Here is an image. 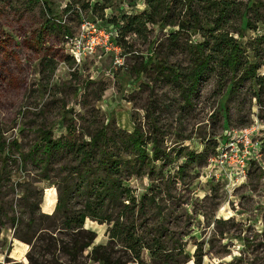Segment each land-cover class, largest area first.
Listing matches in <instances>:
<instances>
[{"label":"rangeland","instance_id":"rangeland-1","mask_svg":"<svg viewBox=\"0 0 264 264\" xmlns=\"http://www.w3.org/2000/svg\"><path fill=\"white\" fill-rule=\"evenodd\" d=\"M51 1L52 13L40 0H0V37L5 40L0 44V143H19V148H4L2 154L9 155L5 163L0 155V264H103L92 257L96 244H102L97 252L107 254L109 264H264V87L259 104L253 95L255 83L245 79L222 109L220 96L226 86L220 87L212 72L186 98V79L145 62L153 52L154 59L176 68L187 64L184 50L170 49L165 40L172 27L149 24L146 37L104 36L114 31V20L123 21L122 14L140 12L143 0H111L101 9L71 12L63 11L66 0ZM231 1L234 12L225 27L240 36L245 55L253 58L250 40L264 32V24L258 22L257 31L248 28L240 35L239 13L248 0ZM48 17L61 18L73 36L67 39L62 29L48 25L36 47L37 26ZM84 19L90 24L83 25ZM78 35L79 59L73 54V37ZM200 37L194 34L191 39ZM263 71L264 65L258 69ZM70 118L89 129L106 126L107 133L127 135L137 127L149 156L154 142L168 154L162 151L141 163L125 145L120 157L126 162L117 173L118 197L98 209L102 216L125 222L121 229L127 235L163 240L167 248L159 258H152L148 249L136 258L121 241L110 239L113 220L87 216L81 228L63 227V212L71 215L83 207L85 183L78 180L67 201L55 209L62 177L77 180L75 159L59 150L46 162L41 150L31 148L40 127L57 137ZM244 127L252 128L251 140L239 136L241 150L227 161L247 149L245 174L217 178L212 173L217 174L218 167L190 155L205 147L209 154L213 140L224 141L229 129ZM120 140L116 138L114 146L121 147ZM143 196L145 201L132 207L120 202ZM85 241L90 244L84 246ZM62 244L75 245L66 249Z\"/></svg>","mask_w":264,"mask_h":264},{"label":"trees","instance_id":"trees-1","mask_svg":"<svg viewBox=\"0 0 264 264\" xmlns=\"http://www.w3.org/2000/svg\"><path fill=\"white\" fill-rule=\"evenodd\" d=\"M38 1V0H35ZM46 12L52 13L51 0H40ZM111 0H101L91 3L89 0H66L63 11H87L95 8H104L108 6ZM127 4H133L136 0H125ZM145 7L138 13H124L121 15L123 21L114 20V31H111V38L116 36L123 37L127 33H134L140 37H146L149 30V24H156L161 28L166 26L172 27L166 35L165 40L168 41L170 49L181 48L188 55V62L181 68H176L171 64H167L162 58L154 59L153 52L150 53L145 62H153L155 66H160L166 75L171 77H183L186 82L183 85L185 97L188 98L204 76L212 72L217 74L219 85L226 86L221 92L220 106L226 109L225 104L231 92L236 90L241 82L249 79L255 83L253 95L257 102L261 104V91L264 87V71L259 73L258 69L264 65V32L255 35L250 40L252 43L253 53L249 58L245 55V47L241 45L240 36L235 37L225 27L226 22L234 11L231 0H143ZM248 10L252 13L249 14ZM51 16V15H50ZM55 17H48L41 21L37 26V32L33 37V43L36 47H40L42 37L45 35L48 25L62 29L65 38H71L72 31L61 18L54 21ZM240 27L238 32L244 34L245 29L257 31V23L264 24V0H248L245 8L239 13ZM264 26V25H263ZM194 34L201 36L198 39H191ZM5 40L0 37V44H4ZM38 140L31 148V152L39 149L43 152V159L48 162L56 151L64 150L75 159V168L73 171L77 175L74 177L64 176L59 181L62 188V195L56 199L55 209H58L60 201H67L70 192L76 182L85 183V189L82 193L85 195L83 207H79L74 214L63 212V227L65 228H81L87 216L102 220H113L110 216H102L98 209H102L107 202L116 201L118 190L121 184L118 178L120 166L126 160L120 157V152L126 145L127 148L133 149L137 154V159L141 163L146 159H156L163 151L157 143H153L151 156L145 150L143 135L138 128L127 135L107 133L106 126L94 127L92 129L85 128L82 125L77 126L76 120L70 118L66 121L65 131L63 134L53 137L50 129L40 127L38 129ZM116 138H120L122 146H114ZM218 141L215 139L211 145V151L207 154V147L190 155L204 157L207 161L209 156L213 154ZM112 144V145H110ZM12 146L19 148L16 139H12L7 146L0 143V155L3 163L6 162L8 154L4 153V148ZM166 154L165 151H163ZM166 154L165 156H167ZM21 162L25 161L23 153L19 152ZM121 164V165H120ZM47 165V164H46ZM180 169V167H179ZM103 172V173H101ZM125 192L128 190L124 187ZM128 198V197H126ZM145 196L140 200L129 197L131 202L120 200L124 207H132L137 202L145 201ZM105 218V219H104ZM1 221V219H0ZM122 222L119 217L113 220L109 228L110 239L119 240L136 258H140L143 249H148L152 258L157 259L166 245L163 240L158 237H152L151 241L146 239L144 235H127V230L121 229ZM75 239V238H74ZM84 246L90 244L85 241ZM75 244H72V248ZM102 244H96L92 247V257L102 260L103 264H109L110 257L103 251L97 252ZM63 248L69 249L67 245H61ZM169 251V250H168ZM169 255L171 253H168ZM169 258H174L170 256ZM173 260V259H172ZM169 264V263H167ZM179 264V263H174Z\"/></svg>","mask_w":264,"mask_h":264},{"label":"built area","instance_id":"built-area-1","mask_svg":"<svg viewBox=\"0 0 264 264\" xmlns=\"http://www.w3.org/2000/svg\"><path fill=\"white\" fill-rule=\"evenodd\" d=\"M82 24H90L88 20H83ZM106 40H109L111 38V31H107L105 33ZM72 38V37H71ZM81 41V35L74 36L73 37V44L75 46V49L73 50V54L75 58L79 59L81 50L79 49L81 47L80 45ZM110 42V41H109ZM111 43V42H110ZM93 47V43L89 44V50H91ZM252 131V128L244 127L239 129H229L228 130V136L224 141H220L215 146V150L213 154L209 156L207 159L209 164L212 165V167H218V173H212V175H215L218 177H229V178H235L237 175L245 174L247 167H248V157L246 154L248 153L247 149L242 150V154L232 161H227V157L233 155H237V153L241 150L239 147V136H243L246 138V141H250L249 133ZM256 143V150L258 147V141H255ZM255 150V151H256ZM217 165V166H216Z\"/></svg>","mask_w":264,"mask_h":264},{"label":"bare ground","instance_id":"bare-ground-1","mask_svg":"<svg viewBox=\"0 0 264 264\" xmlns=\"http://www.w3.org/2000/svg\"><path fill=\"white\" fill-rule=\"evenodd\" d=\"M19 250L21 251V252H23L24 250H25V246L23 247V248H19ZM19 251V252H20Z\"/></svg>","mask_w":264,"mask_h":264}]
</instances>
